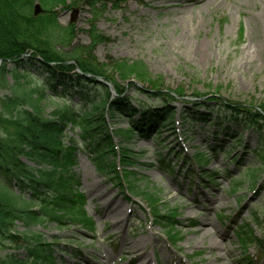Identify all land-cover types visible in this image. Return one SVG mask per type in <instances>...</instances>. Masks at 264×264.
I'll list each match as a JSON object with an SVG mask.
<instances>
[{
  "label": "rangeland",
  "instance_id": "rangeland-1",
  "mask_svg": "<svg viewBox=\"0 0 264 264\" xmlns=\"http://www.w3.org/2000/svg\"><path fill=\"white\" fill-rule=\"evenodd\" d=\"M167 2L182 6L161 5ZM57 12L60 23L75 27L76 44L91 42L89 30L96 21L107 40L97 45L95 55L110 78L124 82V94L135 107L167 104L143 89L150 92L156 87L177 97L168 103L176 111V133L165 131L161 138L133 135L129 141L115 137L113 141L117 148L131 149L134 165L126 169L133 172L139 189L158 199L160 213L177 208L171 221L181 242L173 243L168 229L155 222L149 209L154 203L130 194L124 180L120 183L102 173L83 149L72 170L94 230L56 222L32 228L53 244L56 264H217L209 253L216 229L227 233L218 239L227 246L221 253L227 255L228 264L243 260L244 264H264L259 248L248 240V235L264 237V167L251 150L264 136L245 131L243 142L248 148L232 147L221 131L215 137L217 127L212 124L198 122L189 127L180 118L194 101L214 104L207 100L210 96L253 110L264 106V0H215L212 4L206 0H102L97 6L67 0ZM122 60L142 62L149 81L136 74L123 81L116 68ZM5 93L0 89V96ZM56 101L46 105L48 115L63 106V100ZM196 108L206 110L203 105ZM128 122V117L117 116L111 125L127 128ZM78 132L68 128L71 137L79 138ZM173 147L181 157H176ZM198 153L209 154L206 165L190 159ZM205 172L215 178L209 180ZM255 214L262 220L260 225ZM192 223L196 226L191 227ZM199 226H206L204 232ZM25 229L19 223L18 230ZM17 245L11 243L9 249L25 257L26 249Z\"/></svg>",
  "mask_w": 264,
  "mask_h": 264
},
{
  "label": "trees",
  "instance_id": "trees-1",
  "mask_svg": "<svg viewBox=\"0 0 264 264\" xmlns=\"http://www.w3.org/2000/svg\"><path fill=\"white\" fill-rule=\"evenodd\" d=\"M75 1L97 6L102 0ZM66 4L67 0H0V89L6 91L0 96V264H56L53 244L32 229L36 225L56 222L94 230L93 217L84 208L85 195L79 191L80 182L72 170L83 149L102 173L118 178L120 183L124 180L130 194L154 203L149 209L155 222L168 229L173 243L180 241L171 221L177 208L160 213L158 199L139 189L133 172L126 169L134 165L131 149L117 148L113 141L115 137L129 141L133 135L161 138L165 131L176 133V111L168 103L177 97L153 86L150 92L143 90L167 104L135 107L124 94V82L110 78L95 55L97 45L107 40L96 21L90 26L89 44L74 43L77 35L73 24L60 23L57 9ZM116 68L123 81L129 74L147 79L140 61L122 60ZM99 77L112 84L114 97ZM56 99L64 104L48 115L46 105L59 103ZM207 100L214 104L200 100L194 101L192 108L186 107L181 122L189 123V127L198 122L212 124L217 127L215 137L221 131L234 147L248 148L243 142L245 131L255 130L264 136V106L253 110L216 96ZM68 103L81 108L76 110ZM202 105L206 110L201 112L196 107ZM117 116L129 118L127 128H112ZM69 127L79 130V138L69 136ZM251 150L264 167V141ZM172 151L181 157L175 147ZM195 159L203 166L209 161L205 153L196 154ZM204 175L209 180L215 178L210 172ZM35 204L39 209L33 208ZM254 219L261 224L257 214ZM19 223L26 227L24 231L18 230ZM248 240L264 257V237L248 235ZM15 242L17 248L26 249L25 257L9 249Z\"/></svg>",
  "mask_w": 264,
  "mask_h": 264
},
{
  "label": "bare ground",
  "instance_id": "bare-ground-1",
  "mask_svg": "<svg viewBox=\"0 0 264 264\" xmlns=\"http://www.w3.org/2000/svg\"><path fill=\"white\" fill-rule=\"evenodd\" d=\"M208 4H212L213 2H215V0H206ZM162 6H182L181 3H171V2H167V3H161ZM247 51V49H246ZM206 227V226H205ZM205 227H200L199 228H202L201 230H203ZM204 232V230H203ZM207 233L205 232L204 235H206ZM213 236L211 237V240H210V244H209V253L212 254L213 258L211 260L217 262V264H228L226 262L227 260V255H223L221 253L222 250H228L227 249V246L225 244L224 241H222L221 239L219 240L218 239V235L219 236H222V235H225V238H226V235L227 233L224 232L223 230H218L216 229L215 230V233H212ZM215 234V235H214ZM138 245L139 243L138 242H132V244L130 245ZM211 263H213L211 261ZM252 264V263H250ZM256 264H258V262H256Z\"/></svg>",
  "mask_w": 264,
  "mask_h": 264
},
{
  "label": "water",
  "instance_id": "water-1",
  "mask_svg": "<svg viewBox=\"0 0 264 264\" xmlns=\"http://www.w3.org/2000/svg\"><path fill=\"white\" fill-rule=\"evenodd\" d=\"M99 80L103 81L104 83L108 84L104 79L99 78ZM109 85V84H108Z\"/></svg>",
  "mask_w": 264,
  "mask_h": 264
}]
</instances>
